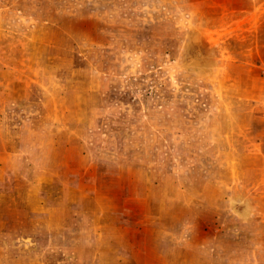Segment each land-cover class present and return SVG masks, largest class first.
<instances>
[{"label": "rangeland", "instance_id": "obj_1", "mask_svg": "<svg viewBox=\"0 0 264 264\" xmlns=\"http://www.w3.org/2000/svg\"><path fill=\"white\" fill-rule=\"evenodd\" d=\"M0 264H264V0H0Z\"/></svg>", "mask_w": 264, "mask_h": 264}]
</instances>
